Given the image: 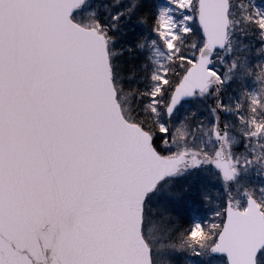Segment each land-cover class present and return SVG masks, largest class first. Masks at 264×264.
<instances>
[{"label": "snow or ice", "instance_id": "6c2138e0", "mask_svg": "<svg viewBox=\"0 0 264 264\" xmlns=\"http://www.w3.org/2000/svg\"><path fill=\"white\" fill-rule=\"evenodd\" d=\"M217 259L264 264V0H0V264Z\"/></svg>", "mask_w": 264, "mask_h": 264}, {"label": "rangeland", "instance_id": "374dc122", "mask_svg": "<svg viewBox=\"0 0 264 264\" xmlns=\"http://www.w3.org/2000/svg\"><path fill=\"white\" fill-rule=\"evenodd\" d=\"M260 2V0H259ZM151 54V59H154V54L150 51ZM193 111H195L196 115L194 116V122L195 124H193L192 128H196L197 127V122L198 121H202L204 120L206 117H208V106L206 104H204L203 100H197V101H191L189 100L187 103H185L179 110L178 112V117H183L185 115H189L190 113H192ZM223 122L225 121H231L230 120V116L227 113H223ZM253 181L254 182H259V178L258 177H253ZM203 208V207H202ZM163 210V209H161ZM168 211H172L171 209H169ZM173 213H176L175 211H172V215ZM177 214V213H176ZM182 215L185 216L184 222L186 223V226H188V224L191 222L192 219V215L190 213H183ZM198 216H200L199 213H197ZM207 217H211V213L207 212ZM183 227V226H182ZM221 261L224 260V258L221 256L219 258ZM214 264H220V261L217 259L216 261H214Z\"/></svg>", "mask_w": 264, "mask_h": 264}, {"label": "trees", "instance_id": "16d2710c", "mask_svg": "<svg viewBox=\"0 0 264 264\" xmlns=\"http://www.w3.org/2000/svg\"><path fill=\"white\" fill-rule=\"evenodd\" d=\"M257 2L259 3V0H257ZM75 13H74V18H75ZM138 56L139 58L143 59L145 57H148L150 60H151V54H150V50L148 48H145L144 50H142L141 52L138 53ZM204 101V104H206L207 106L211 105L214 103V100L212 99H207V100H203ZM224 103L227 104L228 103V100H227V97L225 96L224 97ZM230 116V115H229ZM232 119V117L230 116V120ZM194 116L190 118L189 120V124H190V127L192 128L193 124H195L194 122ZM203 207V206H202ZM201 207V211L199 212L200 216H204V217H207V211L204 210V207L202 208ZM177 214L176 213H173V216H176ZM184 219H185V216L180 214V223H181V226L183 227H187L186 226V223L184 222Z\"/></svg>", "mask_w": 264, "mask_h": 264}, {"label": "water", "instance_id": "95a60500", "mask_svg": "<svg viewBox=\"0 0 264 264\" xmlns=\"http://www.w3.org/2000/svg\"><path fill=\"white\" fill-rule=\"evenodd\" d=\"M222 115H223V112L220 114L221 124H223Z\"/></svg>", "mask_w": 264, "mask_h": 264}]
</instances>
